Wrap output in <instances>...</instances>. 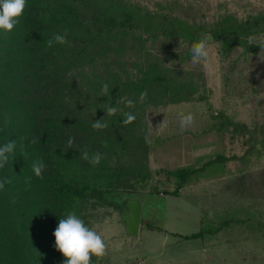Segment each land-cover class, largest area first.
Listing matches in <instances>:
<instances>
[{"label":"trees","instance_id":"obj_1","mask_svg":"<svg viewBox=\"0 0 264 264\" xmlns=\"http://www.w3.org/2000/svg\"><path fill=\"white\" fill-rule=\"evenodd\" d=\"M224 22L207 30L128 0H27L16 27L0 30V144H17L0 170V179L12 181L0 191V264H63L53 236L59 219L71 211L86 224L83 210L89 203L126 209L127 200L119 203L109 195L133 192L130 179L142 183L153 176L139 160L150 146L146 107L190 102L199 92L189 72L170 67L147 42L184 39L193 44L209 32L216 41L238 35L239 26L230 30ZM65 28L69 44L48 49L47 40ZM128 66L134 73L124 77ZM105 83L110 95L102 94ZM144 90L147 96L141 99ZM106 106L117 111L107 114ZM126 113L135 117L127 125L122 123ZM103 118L107 128L91 127ZM69 137L75 138L72 148ZM84 150L100 152L104 159L93 166L82 159ZM37 159L46 164L43 178L32 171ZM204 167L167 170L175 188L150 192L180 196ZM141 224L162 231L149 221ZM228 224L183 237L200 238Z\"/></svg>","mask_w":264,"mask_h":264},{"label":"rangeland","instance_id":"obj_2","mask_svg":"<svg viewBox=\"0 0 264 264\" xmlns=\"http://www.w3.org/2000/svg\"><path fill=\"white\" fill-rule=\"evenodd\" d=\"M128 1L207 30L222 20L230 30L240 29L225 41L213 38L207 60L195 64L192 43L184 39L147 42L170 67L189 72L199 92L190 102L146 107L150 146L139 160L153 176L142 183L130 179L133 192L109 195L119 203L141 200V220L162 231L141 224L137 237L128 236L124 208L89 203L83 210L86 225L106 244V254L96 263L264 264V0ZM246 24L250 27L244 30ZM133 73L128 66L122 74ZM189 114L192 121L182 126L181 117ZM184 166L205 167L180 196L150 192L174 189L175 179L166 171ZM224 221L229 224L217 233L183 237Z\"/></svg>","mask_w":264,"mask_h":264},{"label":"clouds","instance_id":"obj_3","mask_svg":"<svg viewBox=\"0 0 264 264\" xmlns=\"http://www.w3.org/2000/svg\"><path fill=\"white\" fill-rule=\"evenodd\" d=\"M27 0H0V30L11 32L19 23L22 17ZM68 29L65 28L63 33L54 34L47 40V48L50 49L54 45L69 44L67 39ZM213 38L208 34H201L200 39L191 45V60L199 63L202 60H207L209 57V45ZM102 94L110 95L109 86L107 83L102 85ZM141 99L147 96V90L141 94ZM117 111L115 107L106 106L107 114H114ZM126 119L122 122L127 125L131 123L135 117L132 114L126 113ZM191 114L181 117V124L184 126L192 121ZM91 127L96 130L105 129L108 127L106 120L97 119L91 124ZM33 140V143H36ZM75 143L74 137H69L67 145L72 148ZM16 140L0 144V170L4 169L13 156L16 150ZM82 159L88 161L91 165L97 166L104 159V155L100 152L89 153L88 150L82 152ZM46 164L42 159H37L32 162V171L36 177L43 178V172ZM30 179L26 183H30ZM12 181L8 177L0 179V191L4 190L6 184ZM55 238V249L64 258L63 264H92V257L102 258L106 254V244L102 236L93 228L88 227L84 220L81 219L75 212H68L64 218L59 219L58 225L53 232Z\"/></svg>","mask_w":264,"mask_h":264},{"label":"water","instance_id":"obj_4","mask_svg":"<svg viewBox=\"0 0 264 264\" xmlns=\"http://www.w3.org/2000/svg\"><path fill=\"white\" fill-rule=\"evenodd\" d=\"M212 38L213 36L209 34ZM142 201L136 198H128L125 213L122 214V221L125 224V231L128 236L139 235L142 218Z\"/></svg>","mask_w":264,"mask_h":264}]
</instances>
